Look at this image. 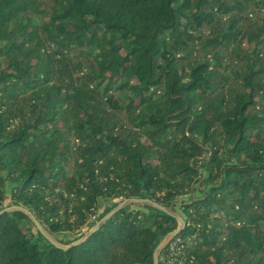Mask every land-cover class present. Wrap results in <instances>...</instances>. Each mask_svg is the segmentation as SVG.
<instances>
[{"label": "trees", "instance_id": "1", "mask_svg": "<svg viewBox=\"0 0 264 264\" xmlns=\"http://www.w3.org/2000/svg\"><path fill=\"white\" fill-rule=\"evenodd\" d=\"M256 12L264 0H0V205L8 186L52 234L100 198L168 208L199 184L178 204V264H264ZM130 207L61 247L0 210V264H155L178 222Z\"/></svg>", "mask_w": 264, "mask_h": 264}, {"label": "rangeland", "instance_id": "2", "mask_svg": "<svg viewBox=\"0 0 264 264\" xmlns=\"http://www.w3.org/2000/svg\"><path fill=\"white\" fill-rule=\"evenodd\" d=\"M249 20H250L251 24L253 23V24H256L258 26L264 24V12H256L251 17H249ZM3 45H5V43L0 41V46H3ZM237 67L240 68V65H237ZM198 185L199 184H197L196 189L194 187V190L192 192H190V193H188V194H186V195H184L182 197L177 198V200H178L177 204H174V205L172 204L170 207L167 208V210L170 211L171 214L182 218V215H181V212H180L178 204L179 203H185V202H187L189 200L191 201V200L200 198L201 197V191H200V188L198 187ZM5 193H6V199L4 200L2 205H0V210L6 209V210H9V211H12V210H14L13 207H15V206L13 205V203L11 201L10 192H9V187L8 186L6 187ZM54 199H55V196L49 198V200H54ZM125 200H127V199H125ZM125 200H123V201H125ZM123 201H122L121 198L115 199V200H109V199H105V198H100L98 200L96 214L93 215V216H95V219H93L92 215L88 216V219H87L85 225H82L80 227H71L70 229H66V230H63V231L62 230H58L57 232H54L52 234L48 232V229L46 227L47 225H45L44 223H41L37 219L36 220L40 224V226H41L42 230L45 232V234L48 237H50L53 241H55L58 245L64 246L63 244L65 242L73 241V240H75L73 243H78V242H80V241H82V240H84L86 238V236L90 233L91 229L98 223L97 220H96L97 217L100 214H102L106 210V208L111 207L112 205L118 204V203L119 204L117 206H119ZM129 206H131L130 207L131 210H137V209L142 208L143 206H149V205L146 204V203H129V204L125 205V207H129ZM57 215L58 216L52 217L49 220L62 225L63 224L62 221H64L66 219L65 215L63 214V207L60 209V211L58 212ZM73 220H74V218L70 217V219L68 220V223L71 224L73 222ZM28 225H29V227L31 228V230L33 232H36L35 231L36 227L34 226L32 221ZM180 225L181 224L178 223V228L180 227ZM164 237H166V236H164ZM163 238L161 240L162 243H161V246H160L159 250H162L161 249L162 246L165 245L166 241L170 239L168 237H166L165 239H163ZM159 254H160V252L158 253L157 258H156V264H157V262H159L161 264H171V263L168 262L166 257L160 258L162 255H159Z\"/></svg>", "mask_w": 264, "mask_h": 264}, {"label": "water", "instance_id": "3", "mask_svg": "<svg viewBox=\"0 0 264 264\" xmlns=\"http://www.w3.org/2000/svg\"><path fill=\"white\" fill-rule=\"evenodd\" d=\"M129 203H146V204H148L149 206H152V207H154V208H157V209H159V210H161V211H163V212H166L167 214H169V215H171V216H173L176 220H177V222L178 223H180L181 225H180V227L176 230V231H174V232H172V233H170V234H168V235H166V237H168V238H174L175 237V235L177 234V232L184 226V222H183V220L180 218V217H177V216H175V215H173V214H171V212L170 211H168L167 210V208H165V207H162V206H158V205H156V204H154V203H151L150 201H148V200H138V199H127V200H125V201H123L119 206H117L114 210H112L111 212H109L108 214H106L105 216H104V218L100 221V222H98L92 229H91V231H90V233H92V232H94L101 224H102V222H104L105 220H107V219H109L111 216H112V214L116 211V210H118V209H121V208H124L125 207V205H127V204H129ZM14 208V210H20V211H22L23 213H25V214H27L29 217H30V219L32 220V222H33V224L35 225V227H36V229L51 243V244H53L54 246H57V247H61L60 245H58L55 241H53L50 237H48L46 234H45V232L42 230V228H41V226H40V224L38 223V221L36 220V218L33 216V215H31L26 209H23L22 207H13ZM89 233V234H90ZM166 237H164L163 239H165ZM161 241H160V243L158 244V246H157V248L155 249V251H154V253H153V260H154V262H155V264H156V258H157V255H158V253H159V248H160V246H161ZM74 244H76V243H74ZM63 248V247H62ZM65 248V247H64Z\"/></svg>", "mask_w": 264, "mask_h": 264}, {"label": "built area", "instance_id": "4", "mask_svg": "<svg viewBox=\"0 0 264 264\" xmlns=\"http://www.w3.org/2000/svg\"><path fill=\"white\" fill-rule=\"evenodd\" d=\"M93 219H95V216H93ZM184 248L185 246L180 239L170 238L162 246V250H159V252H163L160 258L166 257L169 263L178 264L180 257L184 253Z\"/></svg>", "mask_w": 264, "mask_h": 264}]
</instances>
